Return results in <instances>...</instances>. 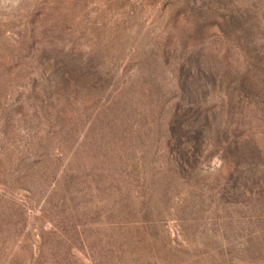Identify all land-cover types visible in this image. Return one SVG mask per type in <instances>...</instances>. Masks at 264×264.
<instances>
[{"label":"rangeland","instance_id":"obj_1","mask_svg":"<svg viewBox=\"0 0 264 264\" xmlns=\"http://www.w3.org/2000/svg\"><path fill=\"white\" fill-rule=\"evenodd\" d=\"M0 264H264V0H0Z\"/></svg>","mask_w":264,"mask_h":264},{"label":"trees","instance_id":"obj_2","mask_svg":"<svg viewBox=\"0 0 264 264\" xmlns=\"http://www.w3.org/2000/svg\"><path fill=\"white\" fill-rule=\"evenodd\" d=\"M187 114H188V113H186V112L184 113L185 116H187ZM176 117H177V116H176ZM180 118H181V117H180ZM188 120H189L188 122H186V123L183 124V126L186 125V131H187V129H189V127H192V128H193V126L190 125V124H192V123H196L195 121H196L197 119L195 118V116H190V117L188 118ZM183 126H182V127H183ZM169 128H170V127H169ZM178 129H179V128H176V130H178ZM174 130H175L174 127L171 125L170 133L172 134V131H174ZM176 130H175V131H176ZM180 131H181V130H180ZM178 155H179V154H178ZM185 161H186V160H185ZM185 163H186V162H185ZM146 211H147V210H146ZM146 211L144 212L145 214H147ZM147 212L150 213L151 211L148 210ZM145 214H144V215H145ZM150 215H151V214H150Z\"/></svg>","mask_w":264,"mask_h":264}]
</instances>
